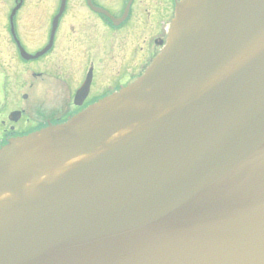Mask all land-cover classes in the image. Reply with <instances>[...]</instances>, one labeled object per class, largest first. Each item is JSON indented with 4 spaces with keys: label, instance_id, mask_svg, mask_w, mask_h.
<instances>
[{
    "label": "water",
    "instance_id": "water-1",
    "mask_svg": "<svg viewBox=\"0 0 264 264\" xmlns=\"http://www.w3.org/2000/svg\"><path fill=\"white\" fill-rule=\"evenodd\" d=\"M0 264H264V0H181L137 81L2 147Z\"/></svg>",
    "mask_w": 264,
    "mask_h": 264
},
{
    "label": "flooded vegetation",
    "instance_id": "flooded-vegetation-1",
    "mask_svg": "<svg viewBox=\"0 0 264 264\" xmlns=\"http://www.w3.org/2000/svg\"><path fill=\"white\" fill-rule=\"evenodd\" d=\"M180 1L0 0V148L134 83L161 52ZM140 35L139 49L126 55L124 45ZM49 46L38 59L20 52L35 56ZM46 81L47 97L30 105ZM22 88L31 94H17Z\"/></svg>",
    "mask_w": 264,
    "mask_h": 264
},
{
    "label": "rangeland",
    "instance_id": "rangeland-1",
    "mask_svg": "<svg viewBox=\"0 0 264 264\" xmlns=\"http://www.w3.org/2000/svg\"><path fill=\"white\" fill-rule=\"evenodd\" d=\"M99 3H101V1H99ZM28 21H32V22H36L37 20L36 19H33L31 17V19H29ZM145 36L143 35H140L139 39L138 40H132L131 41V44L127 42V44L124 45V53L126 55H128V53L131 51L133 52L134 48H136L137 50L139 49V45L141 43V39H143ZM148 64V63H147ZM51 85V83L49 81H46L42 84L39 83V87L34 90L33 94H31V91L29 90H26L25 88H22L21 90H19L20 92L17 93L19 95H22L23 93H29L31 94V101H30V105H34L35 102H38L39 100L40 101H44L45 97H47V90H48V87ZM51 100V98H49V101ZM34 103V104H33ZM28 113H31V110L28 109Z\"/></svg>",
    "mask_w": 264,
    "mask_h": 264
}]
</instances>
